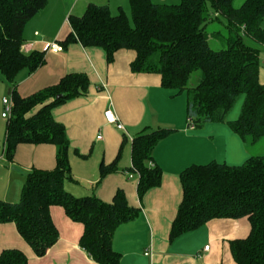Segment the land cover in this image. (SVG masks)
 <instances>
[{"label": "trees", "instance_id": "1", "mask_svg": "<svg viewBox=\"0 0 264 264\" xmlns=\"http://www.w3.org/2000/svg\"><path fill=\"white\" fill-rule=\"evenodd\" d=\"M178 0L158 4L153 0H129L130 15L120 8L113 15L106 5L90 4L82 16H70L71 33L61 42L63 51L73 43L101 48L107 63L119 51L136 54L131 63L135 74H157L162 87L185 94L187 118L195 129L208 123L228 124L249 149L264 139V84L259 77L264 49V0ZM48 0H0V75L10 85L13 102L7 120L4 154L12 162L20 145H53L56 167L33 169L25 178L21 197L12 203L0 200V225L13 223L23 240L41 258L59 240L52 220L53 206L64 208L74 222L84 225L81 248L97 264H121L113 239L117 229L135 220L140 208L131 206L122 189L106 203L96 195L77 197L65 188L76 182L69 158L70 141L53 109L88 93L85 74H69L58 84L28 97L18 92L17 78L23 71L35 73L46 63L45 52L22 49L27 23L47 6ZM219 23V29L208 32ZM223 47L215 50L211 38ZM199 79L189 86L193 74ZM60 97V98H59ZM244 102L237 120L228 116L237 101ZM173 132L160 128L145 130L132 141V165L127 173L138 174L137 193L142 200L159 187L161 168L153 163L157 145ZM109 165H100V181L119 170L125 143ZM153 163L154 166H151ZM183 199L172 224L169 240L195 231L213 219L247 218L251 232L246 239L231 242L236 264H264V153L250 155L242 165L211 162L193 165L180 175ZM19 249L0 253V264H28Z\"/></svg>", "mask_w": 264, "mask_h": 264}, {"label": "crops", "instance_id": "2", "mask_svg": "<svg viewBox=\"0 0 264 264\" xmlns=\"http://www.w3.org/2000/svg\"><path fill=\"white\" fill-rule=\"evenodd\" d=\"M176 1L159 0L158 4ZM90 4L107 5L113 15L122 8L130 15L129 0H48L45 9L27 23L22 47L28 54L45 52L46 63L35 73L23 71L17 78L23 97L54 86L69 74L89 78L87 94L52 111L54 119L65 126L70 141L69 158L76 182H66L65 188L74 196L96 195L106 203H111L117 190L122 189L129 204L141 209L135 220L115 232L113 247L122 256L121 264H236L231 242L249 236L251 224L247 218L213 219L173 242L169 236L183 199L181 173L190 166L211 162L242 165L250 158L249 148L226 123H208L189 130L186 95L163 88L157 74L133 73L130 66L136 54L132 51H119L110 65L103 49L85 48L80 43L59 53L51 52L50 43L61 45L71 33L70 16H82ZM9 91L10 85L0 75V200L15 203L20 200L29 172L55 169L57 149L49 144L20 145L14 160L6 159L7 120L2 117V101ZM107 111L124 125V132L107 122ZM160 128L173 130L153 152V163L163 171L161 185L140 200L138 178L126 175L132 165L131 141L145 130ZM124 135L128 141L119 170L100 181L101 163L115 161ZM50 212L60 237L44 257L34 254L13 223L0 225V253L19 249L27 255L28 264H97L80 246L84 225L72 221L61 206L51 207Z\"/></svg>", "mask_w": 264, "mask_h": 264}, {"label": "rangeland", "instance_id": "3", "mask_svg": "<svg viewBox=\"0 0 264 264\" xmlns=\"http://www.w3.org/2000/svg\"><path fill=\"white\" fill-rule=\"evenodd\" d=\"M158 1L159 0H153V2H157V3H158ZM244 1L245 0H236L235 6L239 7ZM176 2H178V0ZM219 26H220L219 23H217V22L213 23L211 26H209L208 32L212 33L213 31L218 30ZM211 43H212L211 44L212 48L215 50H220L223 47L222 43L219 40L214 39V37L211 38ZM259 77H260L261 83L264 84V53H261V55H260ZM198 79H199L198 73L193 74V76L191 77V80L189 82V86L196 85ZM243 102H244V98L241 97L237 101L234 109L229 114L228 119L233 121V120H237L239 118L240 113H241V109L243 106ZM187 128H188V125H187ZM249 153H252V155H260V154L264 153V139H262L260 142H258L257 145H255V147H253L252 149H249Z\"/></svg>", "mask_w": 264, "mask_h": 264}, {"label": "built area", "instance_id": "4", "mask_svg": "<svg viewBox=\"0 0 264 264\" xmlns=\"http://www.w3.org/2000/svg\"><path fill=\"white\" fill-rule=\"evenodd\" d=\"M49 50L53 53H59L63 51V47L61 45H59L58 43H50L49 44ZM3 104V112H2V117L6 120L11 118L12 112H13V102L12 99L10 97H5L3 98L2 101ZM107 122L110 124H113L116 126V128L120 131H125V127L123 124H121L119 122V120L112 114V112L107 111L105 113ZM187 124H188V129L189 130H193L195 128L192 120L189 118L187 119ZM98 139H101V136L98 137ZM151 166H154L153 163H150ZM128 176L129 179H134L135 177H138V174L136 173H127L126 174ZM206 251L209 250V246H207L205 248Z\"/></svg>", "mask_w": 264, "mask_h": 264}, {"label": "water", "instance_id": "5", "mask_svg": "<svg viewBox=\"0 0 264 264\" xmlns=\"http://www.w3.org/2000/svg\"><path fill=\"white\" fill-rule=\"evenodd\" d=\"M8 94H10V91L8 92ZM60 98V97H59Z\"/></svg>", "mask_w": 264, "mask_h": 264}]
</instances>
